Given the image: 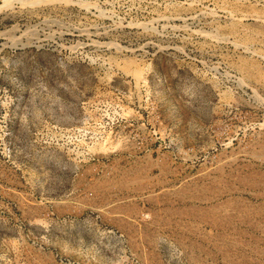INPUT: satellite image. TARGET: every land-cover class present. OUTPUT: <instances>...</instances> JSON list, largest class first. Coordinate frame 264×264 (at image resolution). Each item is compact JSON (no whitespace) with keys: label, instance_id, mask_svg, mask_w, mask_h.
Listing matches in <instances>:
<instances>
[{"label":"rangeland","instance_id":"374dc122","mask_svg":"<svg viewBox=\"0 0 264 264\" xmlns=\"http://www.w3.org/2000/svg\"><path fill=\"white\" fill-rule=\"evenodd\" d=\"M254 21L264 0H0V264H264Z\"/></svg>","mask_w":264,"mask_h":264},{"label":"bare ground","instance_id":"6f19581e","mask_svg":"<svg viewBox=\"0 0 264 264\" xmlns=\"http://www.w3.org/2000/svg\"><path fill=\"white\" fill-rule=\"evenodd\" d=\"M250 25H251L252 29L248 30L247 32H248V34L250 33L251 36H249L250 38H248V37L247 38L250 39L252 43H255L256 41H259V40L261 41V39H263V41H264V24L254 21ZM247 32H245V33H247ZM248 34H247V36H248Z\"/></svg>","mask_w":264,"mask_h":264}]
</instances>
